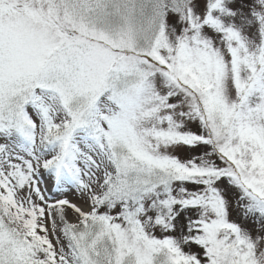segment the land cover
Listing matches in <instances>:
<instances>
[{
    "label": "snow or ice",
    "instance_id": "1",
    "mask_svg": "<svg viewBox=\"0 0 264 264\" xmlns=\"http://www.w3.org/2000/svg\"><path fill=\"white\" fill-rule=\"evenodd\" d=\"M0 264H264V0H0Z\"/></svg>",
    "mask_w": 264,
    "mask_h": 264
}]
</instances>
